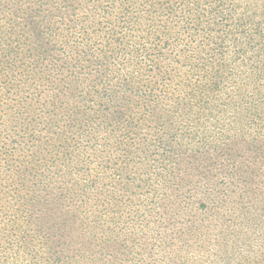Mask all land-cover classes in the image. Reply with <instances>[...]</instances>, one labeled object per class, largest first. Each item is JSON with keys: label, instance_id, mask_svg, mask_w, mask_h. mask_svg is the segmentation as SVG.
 I'll use <instances>...</instances> for the list:
<instances>
[{"label": "trees", "instance_id": "1", "mask_svg": "<svg viewBox=\"0 0 264 264\" xmlns=\"http://www.w3.org/2000/svg\"><path fill=\"white\" fill-rule=\"evenodd\" d=\"M0 264H264V0H0Z\"/></svg>", "mask_w": 264, "mask_h": 264}]
</instances>
